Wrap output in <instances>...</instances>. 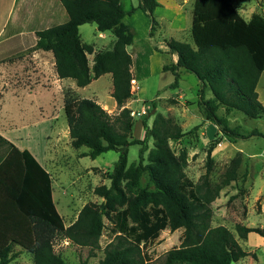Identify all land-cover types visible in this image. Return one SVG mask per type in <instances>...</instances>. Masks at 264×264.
Wrapping results in <instances>:
<instances>
[{
	"label": "trees",
	"instance_id": "trees-1",
	"mask_svg": "<svg viewBox=\"0 0 264 264\" xmlns=\"http://www.w3.org/2000/svg\"><path fill=\"white\" fill-rule=\"evenodd\" d=\"M60 2L68 21L37 31L35 48L52 52L59 79H72L80 88L112 75V97L122 108L119 115L111 116L94 100L77 99L71 90L66 92L64 111L73 147H88L87 156L92 159L116 151L119 159L113 172L104 174L111 181L110 186L94 189V195L104 201L86 204L78 219L67 227L53 199L51 174L30 151L21 153L0 136V142L7 145L6 151H0L1 158L11 149L24 162L20 163L21 171L15 170L14 174L10 167L16 163H0V264L12 263L16 246L31 253L34 264H68L54 249L55 232L93 252L101 249L100 242L107 231L110 243L105 248V258L98 264H148L145 247L157 243L167 230H183V234L180 246L171 249L162 264H233L248 257L250 254L233 232L225 226L212 227V204L224 186L238 180L241 161L231 165L221 185L213 186L209 173L212 153L218 144L214 141L208 151L207 173L195 184L185 172L186 155L177 156L169 146L170 139L182 136L179 128L171 130V119L159 115L151 129L146 118L145 138L132 135L135 121L125 104L133 97L132 82L150 77L153 50L138 53L134 74L128 47L134 44L136 35L125 18L143 11L150 19V36L154 37L159 25L155 11L161 3L140 0L137 7L127 12L123 0ZM85 24H96L100 32H112L116 38L113 49L95 54L93 46L82 42L80 27ZM191 34L193 43H168L178 61L165 66L164 72L172 71L176 84L181 69L197 77L202 84L198 104L224 136L243 140L264 138V133L257 129L248 135L240 134L229 127L227 117L218 114L223 106L227 115L238 111L250 119L264 118V104L257 91L264 72V16L254 14L246 21L232 0H195ZM88 54H95L92 67ZM208 91L213 98L207 99ZM151 138L155 140L152 150ZM132 145L141 148L139 162L130 165ZM10 158L11 155L7 156L6 161ZM146 173L155 186L154 192L142 187ZM238 233L242 239L252 233L264 238V228L239 225Z\"/></svg>",
	"mask_w": 264,
	"mask_h": 264
},
{
	"label": "rangeland",
	"instance_id": "rangeland-1",
	"mask_svg": "<svg viewBox=\"0 0 264 264\" xmlns=\"http://www.w3.org/2000/svg\"><path fill=\"white\" fill-rule=\"evenodd\" d=\"M158 1L162 6L155 11L159 25L154 37L150 36V19L143 11L138 10L125 18V22L131 26L136 35L134 44L128 47L133 58V73H136L135 61L138 53L151 49L154 54L150 64V77L132 82L133 97L125 104V107L132 111L135 121L132 135L136 139L145 138L143 120L146 118L151 129L159 115L167 120L171 119V130L179 128L182 136L178 139H170L169 146L177 156L186 155L185 172L195 184L199 183L207 173L208 151L214 141L218 144L212 153L209 173L213 186L224 182L226 172L239 159L241 166L238 170V180L224 186L219 198L212 204L214 213L212 227H227L233 232L243 249L250 254L233 264H264V238L252 233L247 239H242L238 233L239 225L264 228V138L253 137L243 140L224 136L219 127L208 120L203 107L198 104V93L202 84L197 77L185 69L179 70L177 72L179 80L176 84L175 74L172 71L164 72L165 66L173 65V55L169 51L168 43L172 40L188 42L191 39L190 29L195 0ZM244 1L245 6L249 7V15L264 13V0H232L237 8ZM139 2L140 0H123L127 12L137 7ZM68 19L69 16L60 0H0V54L17 47L19 51L26 50L18 54V51L13 52L17 54L13 59L20 60L26 65L30 56L38 61L41 55L46 53L39 50L36 56L37 50L33 47L36 42L35 33L64 24ZM12 32L21 36L7 42ZM80 34L82 42L93 46L95 54L112 50L116 41L112 32H100L96 24L81 26ZM95 54H88L90 67L94 64ZM49 64L47 61L44 65L49 66ZM53 72L57 73L56 70L51 69L52 75ZM23 79L13 78L10 81L11 86L23 84ZM66 82L69 84L51 83L54 89L43 92L41 96L47 104L50 100L52 101L54 109L59 114L58 116L54 112L58 121L53 119L47 123H40L34 115H31L25 122L28 126L21 132V138L39 152L43 151L48 141L56 142L57 149L64 154V163H55L56 170L53 178L55 186L63 184V188L59 189L62 203L57 201V207L64 217L66 226H70L78 219L86 204L90 202L100 204L104 201L103 198L94 195V189L100 185L110 186L111 181L105 179L104 174L113 172L119 153L110 151L92 159L87 156L90 151L88 147L77 149L72 146L67 117L65 111H62L65 106L66 92L71 90L77 99H91L98 104L100 102L103 109L114 117L120 114L122 108L112 97L111 74L104 75L85 88L78 87L71 79ZM210 98H213V94L208 91L207 99ZM218 114L220 117H227L229 127L237 129L242 135H248L255 129L264 133V118L250 119L238 111L227 115L223 106H220ZM149 147L150 150L155 148L154 138L150 139ZM140 148L139 145L130 146V165L139 162ZM148 156L149 152L146 158ZM142 187L155 191L148 173L142 177ZM105 221L109 226L108 221ZM182 234L183 230L176 232L167 230L162 233L157 243L147 245L144 252L149 257L148 264H162L167 253L174 247L180 246ZM109 243L107 231L101 239V249L93 252L90 247L74 244L60 232H55L53 236L56 253L61 254L68 264H98L105 258V248ZM14 253L16 257L11 264H34L33 255L22 247L16 246ZM91 253L95 256H91Z\"/></svg>",
	"mask_w": 264,
	"mask_h": 264
},
{
	"label": "crops",
	"instance_id": "crops-1",
	"mask_svg": "<svg viewBox=\"0 0 264 264\" xmlns=\"http://www.w3.org/2000/svg\"><path fill=\"white\" fill-rule=\"evenodd\" d=\"M247 7L245 6L244 1L243 4L241 6L239 5L237 9L239 10L243 18L246 21H249L254 13L249 15V7ZM259 14L264 16L263 12H260ZM18 36L21 35H16L15 33L11 35L9 34L7 42L16 39ZM188 43H193L192 34L191 39L188 41ZM33 47H35V45H33ZM25 50L19 51L16 47V49L13 48L0 54V136L3 137L8 143L13 144L15 148L21 153L25 150L30 151L36 158V160L43 166V168H45L46 171L51 174L53 181V199L57 206V201H60L62 203V195L60 194L59 189L63 188V184L60 183L59 186H55L53 174L56 170L55 163H64V154L57 149L56 142L52 143L50 141H48V143L44 146L43 151L39 152L29 142L24 141V139L21 138V132L28 126V124L25 122L31 117V115H34L36 120L40 123H47V121L53 119L55 121H58L57 115L55 116L54 114V112L57 114L58 112L54 109L52 101L50 100L47 104L45 101H43L41 96L43 92H50L54 89V87L51 86V83L53 82L54 85L58 82H64L65 84L69 83L66 82V80L68 79H59L57 73L55 74L53 72V75L51 74V69L53 71L56 70L55 58L52 52L43 51L46 53V55H41L38 61L30 56L29 60H27L28 65L22 63L20 60L13 59L18 53L24 52ZM38 51L39 50L36 51V56ZM13 52H17V54H14ZM172 55L173 64H176L178 61V55ZM153 56L151 57V60ZM45 61H49V66L44 65L46 63ZM19 77L24 78L23 84L19 86H11L10 81L13 78L17 80ZM38 78L41 79L38 80ZM92 83L89 86H91ZM257 91L259 93V100L264 104V72L262 73V76L260 78ZM62 111H64V106ZM1 150H7V145L3 142H0V151ZM9 155H11V158L6 161V158ZM0 163H16L15 165H11L10 167V172L14 174L16 172L15 170L19 169L18 171H21L20 163L24 162L19 153H14L11 149H8L6 157L1 158L0 155ZM71 225L72 224H70V226Z\"/></svg>",
	"mask_w": 264,
	"mask_h": 264
}]
</instances>
